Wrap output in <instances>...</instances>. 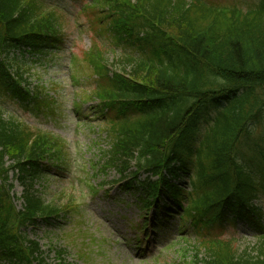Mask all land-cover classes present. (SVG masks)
Wrapping results in <instances>:
<instances>
[{"label": "trees", "instance_id": "obj_1", "mask_svg": "<svg viewBox=\"0 0 264 264\" xmlns=\"http://www.w3.org/2000/svg\"><path fill=\"white\" fill-rule=\"evenodd\" d=\"M248 6L217 7L203 0H93L83 12L92 15L88 25L95 35L106 36L104 42L93 41L82 58L97 75L96 85L83 96L99 100L96 107H102L111 141L100 168L116 169L120 179L137 177V171L157 175L156 181L125 185L143 192V207L153 204L150 199L161 182L181 215L197 224H216L228 213L247 220L261 215L252 201L264 196V147L248 166L235 152L243 134L251 133L249 124L264 123V0ZM66 14L50 0H0V95L26 100L28 90L20 85L25 82L22 65L12 51L46 54L55 48L64 36ZM107 38L125 47L116 55L114 68L107 60ZM10 69H15L12 76ZM208 102L218 107L212 126L197 147L181 143ZM105 110L112 115L106 117ZM4 112L0 107V261L44 264L39 242L27 235L28 228L39 221L50 224L64 212L32 188L45 176L41 161L60 160L62 145ZM260 137L264 140V128ZM255 164L260 178L254 175ZM10 169L23 186L19 209L15 193L11 195ZM183 175L188 192L177 185ZM256 239L251 251L239 252L230 239L202 240L200 248L206 264H264V228Z\"/></svg>", "mask_w": 264, "mask_h": 264}, {"label": "rangeland", "instance_id": "obj_2", "mask_svg": "<svg viewBox=\"0 0 264 264\" xmlns=\"http://www.w3.org/2000/svg\"><path fill=\"white\" fill-rule=\"evenodd\" d=\"M214 1L225 4L230 0ZM232 1L243 7L253 2ZM53 2L59 3L67 11L64 18L65 35L60 48L53 56L47 54V59L41 63L33 60L28 53L19 61L26 69L24 76L31 90L41 87V91L48 94L47 101L51 107L35 110L32 106L24 108L8 100L1 103V107L7 115L16 116L33 128L51 132L65 143L64 167H52L50 177L35 182L33 188L37 195L42 193L46 200L70 197L74 201V213L52 226L38 224L31 229L29 236L39 242L46 264H192L194 260V264H204L202 252L195 258L200 235L186 228L184 240L177 230V218L170 219V227L166 232L153 235L152 238L150 236L144 241V236L137 233L136 224L140 222L141 211L134 204V196L114 184L118 177L114 169L96 173L94 164L100 162L108 141L102 123L96 119V107L91 108L95 102L83 103L79 95L83 89L89 91L94 88L92 79L96 76L94 74L90 79L87 77L90 75L84 73L86 67L82 55L94 40L101 43L104 37L95 36L88 28L92 15L81 13L89 0ZM108 48L111 51L107 60L117 66L119 62L115 56L123 52L124 45L122 43L116 48L112 44ZM213 113L211 109L210 116ZM261 125L253 123L249 128L253 130V136L258 135ZM197 126L196 137L208 125L201 118ZM245 143L251 144L253 139ZM237 152L242 155L244 150L238 147ZM87 183L96 186L98 191L91 192ZM21 189V184L15 181L14 192L21 194ZM218 236L232 238L239 251L256 245V231L241 219L226 224L225 228L218 231ZM137 238L142 242L139 243ZM140 249L144 252L141 253ZM60 250L63 252L58 255Z\"/></svg>", "mask_w": 264, "mask_h": 264}]
</instances>
